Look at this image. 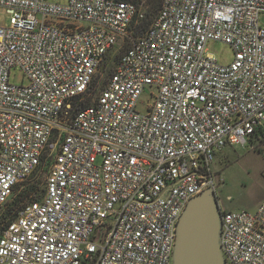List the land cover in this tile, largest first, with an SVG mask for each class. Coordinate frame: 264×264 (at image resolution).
Here are the masks:
<instances>
[{
    "label": "built area",
    "instance_id": "built-area-1",
    "mask_svg": "<svg viewBox=\"0 0 264 264\" xmlns=\"http://www.w3.org/2000/svg\"><path fill=\"white\" fill-rule=\"evenodd\" d=\"M2 9L0 209L51 165L43 198L0 235V264H173L188 204L215 189L217 153L264 134V0H163L137 37L145 13L120 0ZM126 41L93 104L77 109ZM209 42L228 44L234 62L219 64ZM16 68L28 86L11 82ZM221 216L226 264H264V200Z\"/></svg>",
    "mask_w": 264,
    "mask_h": 264
},
{
    "label": "rangeland",
    "instance_id": "rangeland-1",
    "mask_svg": "<svg viewBox=\"0 0 264 264\" xmlns=\"http://www.w3.org/2000/svg\"><path fill=\"white\" fill-rule=\"evenodd\" d=\"M48 1L62 4L68 2V0ZM135 5L147 15L148 12H151L152 0H143L140 4ZM156 15H153L152 18L154 19ZM10 20L11 15L7 10H0V25L7 27L10 24ZM144 21H147V16ZM260 25L264 27V15L260 16ZM133 35L139 36V34L135 35L134 33ZM128 47V41L120 42L119 45L110 51L103 63L102 70L97 75L96 90L88 93L85 96L87 100L84 101L89 100L93 104L97 95L107 83L108 78L114 72L119 58ZM206 50L221 65L227 66L234 62L235 52L226 43L209 42ZM11 82L18 86H28L30 84L29 78L20 68L11 71ZM152 90L147 88L141 98L139 111L142 113L146 112L143 103L153 101L150 97ZM50 165L51 162L46 167L40 168L35 177L28 181L27 185L17 187L8 205L0 209V235L8 225L7 223L13 219V214L20 207L43 198L50 173ZM213 171L215 175V193L222 210L255 212L259 204L264 200V134L261 137L254 138L245 146L235 145L217 153L213 163ZM33 184L38 185L37 191L25 197L24 195L28 193L29 187ZM17 199H23V202L13 208L12 213L8 215L9 207H12V204Z\"/></svg>",
    "mask_w": 264,
    "mask_h": 264
},
{
    "label": "water",
    "instance_id": "water-1",
    "mask_svg": "<svg viewBox=\"0 0 264 264\" xmlns=\"http://www.w3.org/2000/svg\"><path fill=\"white\" fill-rule=\"evenodd\" d=\"M221 217L214 188L192 199L178 225L173 264H226Z\"/></svg>",
    "mask_w": 264,
    "mask_h": 264
},
{
    "label": "trees",
    "instance_id": "trees-1",
    "mask_svg": "<svg viewBox=\"0 0 264 264\" xmlns=\"http://www.w3.org/2000/svg\"><path fill=\"white\" fill-rule=\"evenodd\" d=\"M120 1H124V2H129V3H133V4H140L143 0H120ZM162 1L163 0H152V6H151V12H148L147 13V15H145V17L147 16V21H144V19L141 21V22H139V24L138 25H136L135 27H133L132 28V30H133V33L135 34V35H142L145 31H146V29L150 26V24H151V22H152V20H153V15H155V14H157L158 12H159V10H160V8H161V5H162ZM144 21V22H143ZM135 29H136V31H135ZM138 33V34H137ZM107 58V57H106ZM105 58V59H106ZM96 83H97V77L95 78V80H94V82H93V84H92V86H91V88H90V91L88 92V93H90L91 91H95L96 89H95V85H96ZM87 95V94H86ZM85 95V96H86ZM85 96L84 97H80V98H76L75 100H74V102H75V105H76V107H77V109H83V108H87V107H89L90 105H91V102L88 100V101H84V100H87V99H85ZM76 109V110H77ZM263 136V135H262ZM40 170V169H39ZM38 170V171H39ZM37 171V172H38ZM36 172V173H37ZM36 173L32 176V178L31 179H33L34 177H35V175H36ZM30 179V180H31ZM28 184V182H26V183H23V184H21L20 186H18V187H21V186H24V185H27ZM37 188H38V185L37 184H33L32 186H30L29 187V191H28V193H26V195H24L25 197H27V196H29V194L30 193H35L36 191H37ZM37 200V199H36ZM23 202V199H17L16 201H14V203L12 204V207H9V209H8V212H7V214L9 215V214H11L12 213V210H13V208H15L16 206H18L20 203H22ZM8 205V204H7ZM25 206V205H24ZM24 206H22V207H24ZM22 207H20L17 211H16V213H14L13 214V219L12 220H10L7 224H9L11 221H13V220H15L16 219V217H17V215H18V212H19V210H21V208ZM6 224V225H7ZM2 234V233H1Z\"/></svg>",
    "mask_w": 264,
    "mask_h": 264
}]
</instances>
